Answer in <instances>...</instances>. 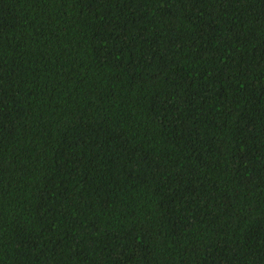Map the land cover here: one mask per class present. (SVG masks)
Instances as JSON below:
<instances>
[{"label": "trees", "instance_id": "trees-1", "mask_svg": "<svg viewBox=\"0 0 264 264\" xmlns=\"http://www.w3.org/2000/svg\"><path fill=\"white\" fill-rule=\"evenodd\" d=\"M0 264H264V0H0Z\"/></svg>", "mask_w": 264, "mask_h": 264}]
</instances>
